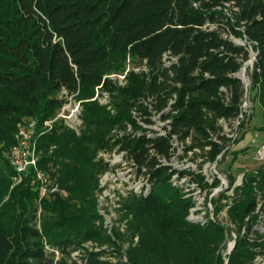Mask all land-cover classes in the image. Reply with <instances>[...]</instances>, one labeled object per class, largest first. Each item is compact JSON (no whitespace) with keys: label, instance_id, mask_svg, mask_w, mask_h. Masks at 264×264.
<instances>
[{"label":"trees","instance_id":"obj_1","mask_svg":"<svg viewBox=\"0 0 264 264\" xmlns=\"http://www.w3.org/2000/svg\"><path fill=\"white\" fill-rule=\"evenodd\" d=\"M64 91L81 101L83 126L40 137L39 165L68 195L40 199L32 175L12 188L6 152L18 122L54 117ZM249 91L264 112V0H0V264H264V164L235 195H206L214 218L203 223L161 161L173 135L205 162L225 157L224 122L240 119ZM155 117L165 134L148 132ZM115 150L147 168L149 185L121 197L109 232L96 192L110 168L100 153ZM190 174L210 192L220 183Z\"/></svg>","mask_w":264,"mask_h":264},{"label":"built area","instance_id":"obj_2","mask_svg":"<svg viewBox=\"0 0 264 264\" xmlns=\"http://www.w3.org/2000/svg\"><path fill=\"white\" fill-rule=\"evenodd\" d=\"M125 76V73L111 75L112 78L119 79L120 83H124ZM99 88L100 87H97L96 97L99 98L102 104L111 108L112 105L109 92H100ZM64 93L68 97V100L59 109L54 117L41 122L38 118L30 116L24 117L18 122L15 132V141L10 151V162L16 171V175L14 177L16 183H19L25 177L32 175L33 185L39 192L40 199L58 194L67 195V192L61 188L57 180L39 165L41 156V150L39 148L40 137H42L45 133L52 131L57 125H65L77 133H80L83 126V106L81 101H78L74 97V94L68 95L67 91H64ZM246 100L247 99H245L242 108H244V105L247 102ZM241 116H243V114H241ZM155 119L158 120V117H155ZM165 123L166 122H163V125ZM156 124L157 122L152 125H144L149 128L148 132L151 134H155V132H158L156 134L160 135L165 134L166 131H164L162 127H154ZM129 129H131V126ZM151 130H155V132ZM187 142H190L189 138L187 139ZM172 143L173 153L170 160L163 158L161 161L164 164H168L173 167V183L183 187L187 195L193 196L195 200V206L190 210L189 219L202 221L204 223L206 221L205 213L207 211H202L203 207L199 209L198 204H200V200L197 199L195 194L197 192L201 194V192H205L206 189H203L198 182L192 180V175L190 173L195 174V172L188 167L184 168L182 165L176 164V162L178 163L180 161V158L183 155L191 156L194 154V151L186 150L183 142H181L176 135H173ZM263 152L264 146L257 152L256 157L259 161H264ZM100 156L104 157V159L110 164V168L103 172L99 177V189L97 190V195H114L115 204L112 205L114 208L112 213L115 216L114 223L109 222L105 224L108 231L112 232L116 224V218L118 217L117 209L120 206L119 202L121 197L126 196L131 192H141L142 190L147 189L149 185V177L145 174L147 168L145 166L140 167L135 161L129 160L125 151L119 152L115 150L112 153L101 152ZM181 171H184L185 174L181 175ZM206 179L207 177L205 176V180ZM201 196H203L204 200L207 197L206 195ZM212 196L214 195H211L210 197ZM205 205H208L207 201L205 202ZM200 213H203L204 215L200 216ZM212 218H214V216H212ZM124 223L122 224V229L125 227ZM56 253L59 255V251H56ZM76 254H78V252H75L73 255L75 256Z\"/></svg>","mask_w":264,"mask_h":264},{"label":"rangeland","instance_id":"obj_3","mask_svg":"<svg viewBox=\"0 0 264 264\" xmlns=\"http://www.w3.org/2000/svg\"><path fill=\"white\" fill-rule=\"evenodd\" d=\"M238 41L242 43L241 40L238 39ZM242 44H245V42ZM251 56L253 57L252 49ZM250 60L251 59L245 63L246 65H244L239 72V75L246 81L248 85L250 84L248 67L253 65ZM246 99L247 102L243 108V116H241L240 119L236 120L232 124L228 123L227 125L224 122L225 130L232 137L231 144L227 149V155L225 157L221 155L217 162L212 163L205 162L202 157L194 156V154L191 156L183 155L180 158V161L178 163L176 162V164L182 165L184 168L188 167L195 173L201 172L204 174L207 177L206 180L209 181L210 185L214 183L216 177L220 180V183L216 187L213 186L211 192L206 189V191H202L201 194L198 192L195 194L197 199L200 200V204H198L199 209L203 207L202 211H207L205 213V217H207L209 213L211 217L214 216V203L208 201V205H205L206 199L204 200L203 196L201 195H214L216 197L219 195H235L237 188L243 184L246 175L257 170L261 165L264 164V161H259V159L256 157L258 150L262 149L264 146V112L255 98L254 91H249L247 93ZM240 121L245 122L244 128L242 130L238 128L235 129V126H237ZM162 125L163 121L158 119L157 124L154 125V127L159 128L162 127ZM10 151L11 147L6 152V157L8 160H10ZM17 184L18 183H16L15 179L13 178L12 188ZM64 196L66 195L64 194ZM96 196L98 212L101 215L102 221L105 224L109 222L114 223L115 216L112 213L114 209L112 205L115 204L114 195ZM47 198L51 199L54 197ZM41 214L42 208L39 206L37 209L38 225H41ZM202 215L204 214L200 213V216ZM219 217L225 221V209L220 212ZM234 240L235 238L232 237L229 239L228 248ZM259 262H262V260L259 259Z\"/></svg>","mask_w":264,"mask_h":264},{"label":"water","instance_id":"obj_4","mask_svg":"<svg viewBox=\"0 0 264 264\" xmlns=\"http://www.w3.org/2000/svg\"><path fill=\"white\" fill-rule=\"evenodd\" d=\"M242 43H243V42H242ZM256 57H257V53L253 50V57L251 58L250 61H251L252 63H254ZM245 65H246V64H245ZM239 76H240V75H239ZM240 77H241V76H240ZM235 243H236V241L234 240V241L230 244V246H229V248H228V253H231V252H232L233 248L235 247ZM226 264H228V261H227Z\"/></svg>","mask_w":264,"mask_h":264}]
</instances>
